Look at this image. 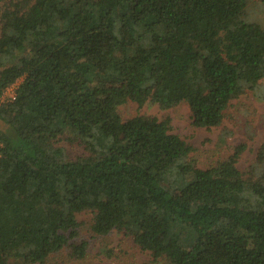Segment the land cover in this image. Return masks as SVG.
Wrapping results in <instances>:
<instances>
[{"label":"trees","instance_id":"1","mask_svg":"<svg viewBox=\"0 0 264 264\" xmlns=\"http://www.w3.org/2000/svg\"><path fill=\"white\" fill-rule=\"evenodd\" d=\"M247 3L0 0V264L84 257L83 211L154 262L264 264V142L246 171V140L199 167L169 116L120 110L185 101L193 125H220L264 78Z\"/></svg>","mask_w":264,"mask_h":264},{"label":"rangeland","instance_id":"2","mask_svg":"<svg viewBox=\"0 0 264 264\" xmlns=\"http://www.w3.org/2000/svg\"><path fill=\"white\" fill-rule=\"evenodd\" d=\"M245 18L264 25V0H248ZM18 81L14 84L17 85ZM262 88L264 78L261 80L260 89L247 90L239 98L231 100L222 123L210 128L193 125L191 110L185 101L168 108L158 103L147 102L139 106L136 102L128 101L121 105L120 110L123 117L136 113L155 115L159 119L169 116L171 131L195 147L193 155L199 167L214 163L230 153L235 144L246 140L247 148L237 162L238 168L246 171L255 159L259 146L264 142V98L258 96ZM7 98L8 89H5L2 99ZM77 218L81 223L77 240L88 243L85 256H74L68 248L55 254L56 260L63 261L64 264H164L163 261L154 262L151 253L139 249L131 235L123 231L114 229L106 235L95 234L90 227L91 212H80Z\"/></svg>","mask_w":264,"mask_h":264},{"label":"built area","instance_id":"3","mask_svg":"<svg viewBox=\"0 0 264 264\" xmlns=\"http://www.w3.org/2000/svg\"><path fill=\"white\" fill-rule=\"evenodd\" d=\"M12 85H15V84H12ZM11 86L6 88L8 89V99H13L15 97V86L16 85L14 86V88H10ZM2 97H3V94H2Z\"/></svg>","mask_w":264,"mask_h":264}]
</instances>
